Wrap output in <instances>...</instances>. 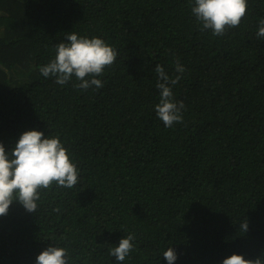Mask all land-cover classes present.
Instances as JSON below:
<instances>
[{"label": "trees", "instance_id": "1", "mask_svg": "<svg viewBox=\"0 0 264 264\" xmlns=\"http://www.w3.org/2000/svg\"><path fill=\"white\" fill-rule=\"evenodd\" d=\"M193 0H0V143L28 129L59 136L78 169L72 188L39 189L37 210L13 200L0 215V264H35L51 245L70 264H221L264 258V0L223 35L201 30ZM103 38L116 51L82 90L40 66L66 35ZM183 103L165 127L157 65ZM247 224L244 231L243 226ZM128 234L123 262L109 255Z\"/></svg>", "mask_w": 264, "mask_h": 264}, {"label": "clouds", "instance_id": "2", "mask_svg": "<svg viewBox=\"0 0 264 264\" xmlns=\"http://www.w3.org/2000/svg\"><path fill=\"white\" fill-rule=\"evenodd\" d=\"M247 0H193L191 12L202 25L201 30H211L213 35H223L227 28L240 24L246 13ZM256 36L264 38V18L258 22ZM65 42L56 45L55 56L40 66L44 77L53 76L59 85L75 78L82 90L92 86L101 88L97 78L107 65L116 58L115 49L103 38L83 36L75 32L66 35ZM159 102L154 105L156 115L165 127H171L183 119V103L173 99L172 86L176 85L185 71L177 62V75L170 77L161 65L155 69ZM78 180V169L70 160L69 153L59 136L45 135L35 128L23 131L11 151L0 143V215L8 212L13 200L32 212L37 210L39 189L47 188L52 182L64 188H72ZM247 224L243 226L245 231ZM134 236L128 234L118 245L109 250L116 261L123 262L133 249ZM167 264H174L177 253L170 246L163 251ZM35 264H70L67 247L49 245L38 253ZM221 264H264V258L245 259L243 254L232 253Z\"/></svg>", "mask_w": 264, "mask_h": 264}]
</instances>
